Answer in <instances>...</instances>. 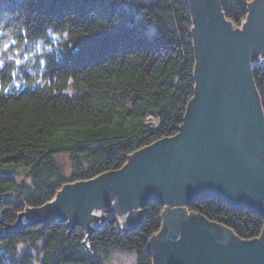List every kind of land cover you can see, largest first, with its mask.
<instances>
[{
	"label": "trees",
	"instance_id": "16d2710c",
	"mask_svg": "<svg viewBox=\"0 0 264 264\" xmlns=\"http://www.w3.org/2000/svg\"><path fill=\"white\" fill-rule=\"evenodd\" d=\"M256 3H212L225 41ZM193 17L186 0H0V264H105L116 250L152 264L157 202L124 229L110 210L89 230L61 219L12 229L64 186L117 172L135 152L178 134L195 92L201 28ZM251 68L264 120V61ZM58 154L67 155L69 174ZM185 209L228 228L237 243L264 230L263 215L216 197Z\"/></svg>",
	"mask_w": 264,
	"mask_h": 264
},
{
	"label": "water",
	"instance_id": "95a60500",
	"mask_svg": "<svg viewBox=\"0 0 264 264\" xmlns=\"http://www.w3.org/2000/svg\"><path fill=\"white\" fill-rule=\"evenodd\" d=\"M186 1L201 30L194 97L178 134L135 152L117 172L64 186L52 202L26 210L13 232L55 219L88 229L104 215L90 210L100 208L119 218L118 229L134 227L153 201L163 210L147 243L152 264H264V230L237 243L228 228L185 209L212 196L264 216V120L250 75L253 63L264 61V0L248 6L232 41L221 36L215 0Z\"/></svg>",
	"mask_w": 264,
	"mask_h": 264
},
{
	"label": "rangeland",
	"instance_id": "374dc122",
	"mask_svg": "<svg viewBox=\"0 0 264 264\" xmlns=\"http://www.w3.org/2000/svg\"><path fill=\"white\" fill-rule=\"evenodd\" d=\"M253 63V62H252ZM258 63V62H257ZM147 122L151 125H155L156 121L151 119L150 117H148ZM55 160L61 164L64 167V172L66 174H69V162H68V157L65 154H58L55 156ZM93 209L90 210L91 213H96V212H100V213H104V209L100 208L96 211H92ZM108 210H110L108 208ZM111 211V210H110ZM111 217L109 218H114L115 219V226H122L121 223H119V218L115 217L114 213L111 211ZM132 213V212H130ZM118 228V227H116ZM24 248H20V251H22ZM19 251V252H20ZM136 263V258H135V254L131 253V252H126V251H120V250H116L111 252V254L109 255L107 261L105 264H135Z\"/></svg>",
	"mask_w": 264,
	"mask_h": 264
},
{
	"label": "snow or ice",
	"instance_id": "6c2138e0",
	"mask_svg": "<svg viewBox=\"0 0 264 264\" xmlns=\"http://www.w3.org/2000/svg\"><path fill=\"white\" fill-rule=\"evenodd\" d=\"M248 2H249V4H252V0H248ZM10 43H11V45H15L16 41H15V40H12ZM2 47H3L4 50H8V49L10 48V44H9V43H4V44L2 45ZM17 63H19V61H17ZM40 63L43 64L44 61H40ZM2 64H3V62L0 61V66H2ZM17 87H19V86L17 85ZM8 91H9L8 88H5V89H4V92H5V93H7ZM97 214H98V213H97Z\"/></svg>",
	"mask_w": 264,
	"mask_h": 264
},
{
	"label": "crops",
	"instance_id": "0c3cea01",
	"mask_svg": "<svg viewBox=\"0 0 264 264\" xmlns=\"http://www.w3.org/2000/svg\"><path fill=\"white\" fill-rule=\"evenodd\" d=\"M96 210H98V209H93L92 211H96Z\"/></svg>",
	"mask_w": 264,
	"mask_h": 264
},
{
	"label": "flooded vegetation",
	"instance_id": "af4514ba",
	"mask_svg": "<svg viewBox=\"0 0 264 264\" xmlns=\"http://www.w3.org/2000/svg\"><path fill=\"white\" fill-rule=\"evenodd\" d=\"M195 2H196V0H195ZM24 217V216H23ZM27 217V216H26Z\"/></svg>",
	"mask_w": 264,
	"mask_h": 264
}]
</instances>
